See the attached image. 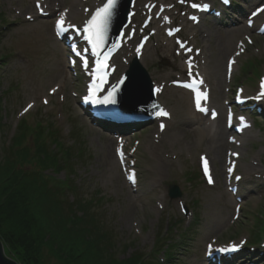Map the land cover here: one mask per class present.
I'll return each instance as SVG.
<instances>
[{"label":"rangeland","instance_id":"1","mask_svg":"<svg viewBox=\"0 0 264 264\" xmlns=\"http://www.w3.org/2000/svg\"><path fill=\"white\" fill-rule=\"evenodd\" d=\"M39 1L0 0V166H3L5 156H9L21 121L26 122L29 127L22 141L23 145L31 149H34L32 143L36 126H42L46 130L47 124H51L67 148L75 146L73 138H78L83 154L73 155L72 164L69 163L73 168L70 175L63 169L59 172L48 169L44 175L58 181H65L69 177V184L74 189L72 193H66L70 202L74 201V194L78 196V203L103 198L90 207L97 214L98 226L111 236L113 244L108 249H111L118 260L140 254L154 256L161 264V260L166 259L165 253L162 251L154 254L153 251L157 243L163 240V247L170 245L172 249L174 264H208L205 260L208 244L216 247L247 242L250 255L246 264H264V249L260 247L264 227L260 234L262 239L255 242V235L259 230L258 221L263 222L264 226V121L254 123L244 139L246 145L243 149L230 145L225 140L229 145L224 149L225 153L222 152L221 166L212 164L204 145L191 147L188 144L194 136L200 140L206 139L210 126L205 123H211L209 117L195 114L193 106L189 112H192L190 118L196 130L194 135L186 128L188 137L180 135L175 143L170 144L162 142L161 132L155 124L137 130L134 138L125 141L129 161L135 164L138 174L137 186L130 187L119 165L116 168L108 165L106 148L108 140L112 139V155L115 157L118 146L115 137L111 138L110 133L93 125L80 113L78 99L84 94L87 79L80 74L75 78L69 72L65 51L53 36L54 20L60 18L71 0H64L62 6L59 3L53 4L56 1L47 6L46 0L51 18L37 16L34 4ZM77 1L81 4L79 8L84 16L74 20L65 16V20L71 24H82L89 16L85 14V9L93 10L92 0L86 4L82 0ZM207 1L219 6L218 0ZM262 1L234 0L238 9L247 14ZM102 2L103 0L100 4ZM154 2L164 4L169 14L174 15L175 22L171 26H180L184 22L180 14L183 6L179 4V0H137L139 15L145 11V5L149 6ZM235 13L233 16L229 12L228 16L234 18L230 21L229 17H225L220 25L205 18V27L202 25L192 33L184 29L179 35L201 53L195 61V74H202L205 60L208 63L215 61L222 67L220 95L216 97L218 88L214 80L206 85L211 89V99L216 98L217 109L223 110V126L225 104L233 100L234 92L239 88L245 97L254 98L259 92L257 81L260 76L264 77V37L249 30L246 23H242L244 19L240 18L237 11ZM31 19H34L33 22ZM232 24L237 25L230 26ZM212 29L216 30L210 35ZM232 31L233 34L230 33ZM227 38H231L229 48L225 47ZM136 45L137 43L133 48H127L125 54L117 59V76L123 75L134 59ZM147 46L149 54L142 58V66L154 86L161 90L157 103L175 117L182 104L180 92L173 86V82L189 78L184 72L189 63L188 57L181 59L177 55V47L172 41L169 44L162 32L152 38ZM242 52L229 80L225 74L226 62ZM245 69L248 70L247 73H244ZM54 88L55 93L52 92ZM44 100L48 103L45 104ZM30 103L33 108L24 113ZM262 105L264 106V102ZM166 125L168 126V122ZM149 140L160 144L158 149H154L156 153L147 150ZM47 143L49 145L48 140ZM233 153L240 156L237 169L243 177L241 193H250L239 205V214L235 213L237 203L227 191L225 177L227 165L224 156ZM202 155H207L213 169V187H208L201 179L198 182L192 180L193 175H198L201 171ZM34 164L33 161L30 166L25 164V170L39 171ZM245 164L254 166L249 174L242 168ZM171 186L178 188L181 197L169 198ZM0 242L3 245L1 239ZM3 250L9 260L18 264L4 247Z\"/></svg>","mask_w":264,"mask_h":264},{"label":"trees","instance_id":"2","mask_svg":"<svg viewBox=\"0 0 264 264\" xmlns=\"http://www.w3.org/2000/svg\"><path fill=\"white\" fill-rule=\"evenodd\" d=\"M18 128L9 156L0 166V239L9 256L18 264H160L154 256L140 254L118 260L108 249L113 244L111 236L98 226L90 207L103 198L78 203L74 194L70 202L66 193L74 189L69 177L58 181L44 175L48 169L73 173L69 164L73 155L83 154L78 138H73L75 146L67 148L51 124L46 130L37 125L31 149L22 142L29 129L26 122L21 121ZM32 161L39 171L25 170ZM192 178L199 181L197 174ZM263 227L259 220L255 241ZM159 242L153 253L163 251L166 264H174L170 245L163 247V240Z\"/></svg>","mask_w":264,"mask_h":264},{"label":"bare ground","instance_id":"3","mask_svg":"<svg viewBox=\"0 0 264 264\" xmlns=\"http://www.w3.org/2000/svg\"><path fill=\"white\" fill-rule=\"evenodd\" d=\"M54 1H56V2H54ZM63 1L64 0H48L47 1V6L48 5L50 6L52 2H54L53 4L59 3V6L60 5L62 6ZM100 1L101 0H92V2H91L92 3V8L94 9V8L98 7L100 5L99 4ZM80 5L81 4H79L77 0H71L69 2L68 6L66 8H64L65 11H64L63 14L67 18H70V19H73V20L77 19V18L80 19L81 16H83V14H82V12L80 11V8H79ZM161 9L164 10V6H161ZM213 22L216 23V24H219V25L221 24L218 21H213ZM203 26L205 27V25H203ZM186 28L188 29L189 32H191L192 30L195 29L193 25H191L189 28L188 27H186ZM213 30L215 31L216 29H212L210 32L208 30L210 35L212 33H214ZM230 33L233 34L234 31H232ZM225 43H226L225 47L229 48L231 46V38H227ZM105 44H108V43H105ZM148 54H149L148 50H145L144 53L136 52L135 57L139 60L140 64H142V62H141L142 60L141 59L143 57L147 56ZM226 68H227V62H226V65H225V74H226ZM123 69H125V67H123ZM135 77H136V75H135ZM200 77L204 80V82L206 84L211 83V81L212 82L215 81V83L217 84V88H218V89H216V97H218L220 95V93H221L220 92V87H221V84H222V67H221V65H219L218 63L216 64L215 61H214V63L213 62H211V63L209 62L208 63L207 60H205V65H204V67L202 69V74H200ZM136 84H137L138 87L140 86L139 80H138V82H136ZM177 91L180 92V100H181L182 108L178 111V113L176 114L175 117L171 116V120H168V126L165 128L163 133H161L162 138H163L162 142L163 141H167L170 144L175 143V141H177L179 139L180 135H181V137L182 136L184 137L186 135V132H187L186 128L190 129V131L188 130L190 132V134H193V133L196 134V130H195V128L192 125L193 121L190 118L191 115H192V112H189L192 109L191 106L196 102V95H194L192 93H187V92L179 90V89H177ZM128 94L134 97V95L137 94V90L129 91L127 93V100L131 97V96H128ZM159 96H161V94ZM215 99L211 100V103H212L211 105H212L213 108L216 109L217 108L216 107L217 104L215 102ZM216 111H217V113H219L218 114V118H217L216 121H214V123L212 125H209L210 128H209V131H208V134H207L208 137L206 139L200 140V139L195 138V136H194V137H192V139H190L188 144H190L191 147H197V146H199L201 144L204 145L205 146V150L208 153L207 155L210 157V159L212 161V164L214 165V163H215V164H218V165L221 166V163H222V152H224V149L226 150L228 148V144L225 143V140L227 139V137L230 134V132L227 131L225 129V127L223 126V124H222L221 116L223 114L222 113L223 110L221 108H219ZM162 123H164V122H162ZM165 123H167V122H165ZM205 125H208V123H205ZM201 133H202V131H201ZM246 138H247V135H246ZM242 141H240L241 144H238V146H237L238 148L243 149V147H244L243 145H246ZM159 145H160L159 143H157V144L155 143L154 144L153 140H149L147 142V144H146L147 150L148 151H152L154 153H156L154 151V149H158ZM113 148H114V141L112 139L108 140V144H107V148H106L107 161L109 162L108 165H111L114 168H116L118 163H117V160H116V156L113 157V155H112ZM246 149H244V150H246ZM224 158L226 159L225 156H224ZM245 165L246 166L243 165L242 168L245 170L246 174H249L250 171L254 168V166L251 165V167H250L248 164H245Z\"/></svg>","mask_w":264,"mask_h":264},{"label":"snow or ice","instance_id":"4","mask_svg":"<svg viewBox=\"0 0 264 264\" xmlns=\"http://www.w3.org/2000/svg\"><path fill=\"white\" fill-rule=\"evenodd\" d=\"M224 2L227 3L228 0H224ZM117 4H118V0H106V2L103 4V6L95 9L94 13L91 15V18L86 21V23L84 24L82 29L76 28L74 25H66L64 14H61L60 18L56 22V34L58 36H62L65 33L69 32L70 30H73L78 34H81L83 36V38L85 40H87L88 43L90 44L92 55L97 58L95 61L96 65H97V71L105 70V76H104L101 84H97L96 80L94 79L92 81V84L89 87L90 95L88 97H86V100L90 99V100H92L93 103H100V104L115 103V92L119 88V84L114 85L112 87V90L108 93L107 97H105L104 99H97L96 98V93H97V91L102 89V84L107 83V79H106L107 78V71L106 70L108 68V64H107L108 56H105L103 54L104 53V45L106 43L107 32H108L112 17L114 15L115 9L117 8ZM37 7H39V4H37ZM192 7L193 8H201V7L206 8L207 5L202 6L198 3H193ZM41 11H42V9H41ZM259 11H264V8H261ZM255 14L256 13H253V15H255ZM193 19H196V18L193 17ZM181 47H184V45H181ZM72 51L75 52L77 56L81 55V53L76 48H73ZM84 51H88V49H85ZM101 57H102V59H101ZM234 63H235L234 59L232 61H230L229 72H231L232 65ZM82 64H83L84 68L87 70L88 69L87 58H84L82 60ZM191 67H192V64H191V62H189L190 74H191ZM90 74H92V73H90ZM120 83H123V81H120ZM202 84H203V79L200 78V79L194 80L193 83L186 84L185 87H188L190 89H194L196 91V107H197V109H199L202 112H207L208 110L201 106V100L207 99V93L200 91V89L198 87H196V85H202ZM157 91H159V89H157ZM52 92L55 93L56 89L55 88L52 89ZM254 99H256L258 101L264 100V77L261 78L260 86H259V92L254 97ZM44 103L47 104L48 101L44 100ZM153 107L158 109L157 115H160V116H168L169 115V113L164 111L162 108H160L159 105H153ZM32 108H33V104H31V103L28 104L27 107L24 109V113H27ZM212 115H213V117H215L214 112L212 113ZM240 120L242 122L241 131L243 130V128L250 127L249 124L244 122V117H241ZM163 127H164V125L162 124L161 129H163ZM232 155L238 156L239 154L233 153ZM121 159L123 160V153H121ZM234 168H235V165L233 164L232 167H230L228 169L229 174H231L234 171ZM204 172H205V175L207 176L208 183L212 184L213 179H212L211 175L209 174L208 162L206 159L204 160ZM128 179L131 182L135 183V173L134 172L131 173L128 176ZM240 179H241V177H239V176L236 177V180H240ZM239 247H240V245L233 244L230 247L216 249V251H219L222 253L234 252V251H238ZM212 251H213V248H212V245L210 244L208 246L209 254H211Z\"/></svg>","mask_w":264,"mask_h":264},{"label":"water","instance_id":"5","mask_svg":"<svg viewBox=\"0 0 264 264\" xmlns=\"http://www.w3.org/2000/svg\"><path fill=\"white\" fill-rule=\"evenodd\" d=\"M121 1L122 2L124 1L125 7H124V10L121 12L120 18L117 20L116 30L113 31L112 35L115 38L114 40L118 39L119 31L123 27V25L125 24L126 15L128 12L127 7L131 2V0H118V3H120ZM133 71H134V75L132 74ZM129 74L132 75L133 77H131L129 79V81L127 82L126 86L123 88L122 91L124 94H126V97H127V93L129 91L137 90V94H135L134 97L128 94V96H131L129 98L130 99L129 104H133V105L136 104L135 106H137L138 104H144V103L150 104L151 103L153 105V100L151 97V83L149 82V79L147 77L146 72L139 65L134 64L133 69ZM135 75L137 78L135 77ZM138 80H139V84H140L139 87L136 84V82H138ZM155 110H156V108L153 107L150 111L144 112V114H147V115L153 114L155 112ZM138 111H139L138 108L133 107L132 109H130L126 113L128 115H134V114H137ZM170 195L172 198L180 197V193L178 191V188H176L174 186L170 187ZM0 264H17L16 262L9 260L5 256L4 250H3V245L1 242H0Z\"/></svg>","mask_w":264,"mask_h":264}]
</instances>
